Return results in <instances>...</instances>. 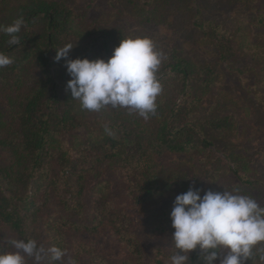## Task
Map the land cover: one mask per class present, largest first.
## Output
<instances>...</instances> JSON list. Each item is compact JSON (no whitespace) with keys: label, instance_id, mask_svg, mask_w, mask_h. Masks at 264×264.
Returning a JSON list of instances; mask_svg holds the SVG:
<instances>
[{"label":"rangeland","instance_id":"374dc122","mask_svg":"<svg viewBox=\"0 0 264 264\" xmlns=\"http://www.w3.org/2000/svg\"><path fill=\"white\" fill-rule=\"evenodd\" d=\"M27 1L0 0V25L11 24L18 16L19 6ZM54 1L73 10L78 28H108L116 46L129 35L148 36L153 39L157 50L163 52L165 59L162 64H170L172 54L190 62L193 74L186 92L182 89V81L174 74L165 75L160 81L163 91L156 100V103L161 102L160 106L157 105V114H162L176 102L189 110L190 120L210 121L227 117L230 122L227 129L207 127L206 136L212 142L208 148H198L189 153L167 152L160 156L149 150L152 153L149 161L159 174L160 186L143 203L136 201L135 189L128 187L130 183L128 185L126 176L133 171L131 166H124L117 160L100 164L95 173L86 178L84 216L66 214L54 200L44 215L49 216L53 226L63 222L61 215L80 224L93 219L95 195H104L111 208L125 214L128 220L126 232L134 246L130 247L106 223L95 232L67 224L63 229L67 250L63 264H70V261L71 264H102V261L104 264H155V257L162 255H158V250L164 252L165 261L170 262L171 254L178 251L174 249L171 238L174 229L163 227L168 226L175 196L185 192L182 190L190 185L203 191L222 192L224 188L238 191L264 205V103L257 97L264 99V25L260 26L257 19L264 14V0ZM197 19L213 21L226 32L232 47V54L226 61L220 59L209 40L204 39L203 33L195 26ZM82 42L78 35L73 38L75 46L69 53L70 59L78 57ZM63 68L66 70L65 62ZM36 72L34 63L25 66L22 92L31 88L37 79ZM6 108L7 100L0 95V110L5 113ZM159 117L162 119L163 116ZM156 121L159 122L157 117L150 115L145 120L125 108L84 109L77 114L76 128L64 133L62 140L64 146L77 151L83 148L82 139L99 138L102 133L115 134L125 142L124 146L130 152L133 148L123 137L126 135L123 126L128 125L136 133L147 136L152 128L157 127ZM0 162H9L8 152L1 148ZM240 176H246L256 185L246 191L247 184ZM13 238L18 239L7 225L0 222V241L6 251L14 250L7 243ZM41 244L45 248L52 246L50 238H45V235ZM137 244L142 249L141 256L135 255ZM77 256H80V261H77ZM46 259L47 256L40 264ZM258 262L259 259L247 260L246 264H262ZM26 263L35 264L32 258H26ZM215 264H219V259Z\"/></svg>","mask_w":264,"mask_h":264},{"label":"trees","instance_id":"16d2710c","mask_svg":"<svg viewBox=\"0 0 264 264\" xmlns=\"http://www.w3.org/2000/svg\"><path fill=\"white\" fill-rule=\"evenodd\" d=\"M17 15L23 16L25 20L18 34L20 42L10 45L9 37L0 32V52L12 60L11 64L0 68V95L7 100L6 112L0 110V148L9 154L7 164L0 162V222L7 225L18 239H35L39 245L45 235V238H50L52 245L62 249H66L63 242L65 225L72 224L70 226L77 229L95 232L106 223L123 241L134 247L132 238L126 232L128 220L125 214L111 208L104 195H95L93 219L86 223L82 221L79 224L61 215L63 222L53 226L49 216L44 217L45 210L56 200L66 214L84 216L86 178L95 173L100 164L114 160L124 166H131L133 171L126 176L128 185L130 183L128 187L135 189L138 203L145 202L160 186L159 174L149 161L152 153L160 156L167 152L189 153L198 148H208L212 142L206 136L207 127L227 129L229 118L190 120L185 105L179 106L175 102L162 114L155 112L151 115L157 117L159 122L156 121L157 127H151L152 132L147 136L136 133L128 125L123 126L126 132L123 137L134 149L130 152L126 150L125 142L109 133H102L99 138L82 139L83 148L77 151L67 148L62 135L76 128L77 114L84 109L79 100L71 98L70 90L66 91V83L71 77L63 68V59L59 62L54 60L56 49L67 43L73 44V38L78 35L83 40L78 57L107 59L116 46L112 33L108 28L99 26L89 30L78 28L73 10L54 0H29L19 6ZM257 19L259 25L263 26L264 14ZM207 22L197 19L195 26L203 33L204 39L209 40L220 59L226 61L232 54L230 38L219 24ZM30 63L37 67V79L27 92H22L25 66ZM190 67L186 58L172 54V62L161 64L158 71L161 75L157 74V77L161 81L165 75H176L186 92L193 74ZM257 97L264 103L261 96ZM157 105L160 106L161 102ZM159 115L163 116L162 119ZM133 121L137 122L136 119ZM240 178L247 184L246 191L256 185L246 176ZM167 225L163 229L172 228L171 219ZM0 251H6L1 241ZM135 255H142L138 244ZM158 255L161 256L155 257V264H170L165 261L164 252L158 250ZM77 257V261H80V256ZM190 258L189 264H203L199 249L192 251ZM255 259L264 264V242L254 246L248 261ZM101 263L104 264L103 261ZM43 264L63 262L52 261L47 257Z\"/></svg>","mask_w":264,"mask_h":264},{"label":"clouds","instance_id":"9594fccd","mask_svg":"<svg viewBox=\"0 0 264 264\" xmlns=\"http://www.w3.org/2000/svg\"><path fill=\"white\" fill-rule=\"evenodd\" d=\"M25 20L17 17L9 25H0L10 45L20 42L19 33ZM75 45L65 44L56 49L54 60L64 59L70 79L66 91L79 100L83 109L99 111L105 107L125 108L145 120L155 114L157 97L163 88L157 73L165 59L151 37L129 35L120 40L112 55L104 58H69ZM12 63L0 52V68ZM189 186L175 196L170 212L174 229V251L170 264H189L190 253L199 249L203 264H246L253 248L264 242V206L249 195L238 191H203ZM14 250L0 251V264H35L47 256L62 261L67 250L56 245L45 248L35 239H16L7 242ZM71 264V261H70Z\"/></svg>","mask_w":264,"mask_h":264}]
</instances>
